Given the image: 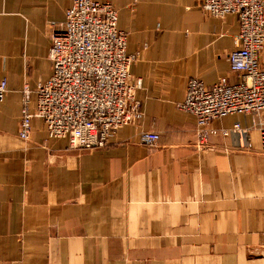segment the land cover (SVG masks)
Returning <instances> with one entry per match:
<instances>
[{
  "label": "crops",
  "instance_id": "1",
  "mask_svg": "<svg viewBox=\"0 0 264 264\" xmlns=\"http://www.w3.org/2000/svg\"><path fill=\"white\" fill-rule=\"evenodd\" d=\"M100 1L118 8L138 55L144 116L107 147L80 150L39 117L19 136L23 90L52 75L50 26L73 0H0V264H264V115L215 119L202 143L179 107L191 77L240 80L229 61L238 17L208 15L200 0ZM237 122L250 146L222 134ZM148 130L160 134L155 148L141 139Z\"/></svg>",
  "mask_w": 264,
  "mask_h": 264
},
{
  "label": "built area",
  "instance_id": "2",
  "mask_svg": "<svg viewBox=\"0 0 264 264\" xmlns=\"http://www.w3.org/2000/svg\"><path fill=\"white\" fill-rule=\"evenodd\" d=\"M200 6L208 15L234 14L239 20L229 61L240 80L231 83L222 77L207 86L191 77L179 104L196 116L197 136L203 143L219 132L211 127L215 119L230 114L264 115V0H200ZM118 21V10L111 2L73 0L62 25L51 24L52 75L38 84L34 111L30 109V89L23 91L21 138L30 137L32 120L39 117L49 137H66L73 148L101 149L121 127L142 119L143 104L136 96L142 81L131 73L138 55L128 53V33L119 28ZM7 92L8 81L0 69V102ZM255 126L260 127L264 146V121ZM248 132L240 122L222 130L227 137H244ZM141 139L154 145L160 134L144 131Z\"/></svg>",
  "mask_w": 264,
  "mask_h": 264
},
{
  "label": "rangeland",
  "instance_id": "3",
  "mask_svg": "<svg viewBox=\"0 0 264 264\" xmlns=\"http://www.w3.org/2000/svg\"><path fill=\"white\" fill-rule=\"evenodd\" d=\"M108 2H110V1H108ZM112 3V2H111ZM113 4V3H112ZM113 6L118 10V8L113 4ZM118 14H119V10H118ZM264 55V50H263V52H262V56ZM1 69V68H0ZM45 81V80H44ZM40 82H42V81H40ZM39 82V83H40ZM38 83V84H39ZM38 84H37V86H36V88L34 89V90H32L31 88H29L28 86V89H30V91H31V95L33 94V93H35V91H36V89H37V87H38ZM26 88V87H25ZM24 91V90H23ZM180 107V106H179ZM22 110H23V108H22ZM35 110V109H34ZM33 110V111H34ZM189 113V112H188ZM192 114V113H191ZM143 116H144V109H143ZM195 116V115H194ZM196 117V116H195ZM20 119H21V117H20ZM142 119H143V117H142ZM141 119V120H142ZM197 119V118H196ZM141 120L139 121V122H141ZM138 122V123H139ZM19 129H20V121H19ZM197 129H198V123H197ZM223 130H225V129H223ZM148 131H152V130H148ZM31 132H32V130H31ZM154 132H156V131H154ZM196 132H197V130H196ZM222 132V131H221ZM158 133V132H157ZM223 134V133H222ZM211 135H215V134H210L209 136H208V138L211 136ZM224 135V134H223ZM20 136V135H19ZM30 136H31V134H30ZM198 137V136H197ZM246 137V139H247V141H246V144L244 143V145H246V147L247 146H250V141H249V132H248V134L245 136ZM207 138V139H208ZM29 139V138H28ZM199 140V139H198ZM200 141V140H199ZM207 141V140H206ZM205 141V142H206ZM262 141H263V139H262ZM205 142H203V143H205ZM158 144V143H157ZM157 144H154V145H149L150 147H152V148H155L156 146H157ZM108 146V145H107ZM106 146V147H107ZM71 147V146H70ZM71 148H73V147H71ZM105 148V147H104ZM263 148H264V146H263ZM73 149H80V150H83V148H73ZM101 149H103V148H101ZM85 150H88V149H85ZM93 150H95V149H93ZM96 150H98V149H96Z\"/></svg>",
  "mask_w": 264,
  "mask_h": 264
}]
</instances>
